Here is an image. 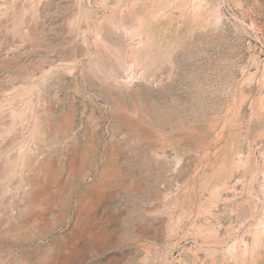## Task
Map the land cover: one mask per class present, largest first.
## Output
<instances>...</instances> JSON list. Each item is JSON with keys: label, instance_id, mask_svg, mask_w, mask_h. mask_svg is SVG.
<instances>
[{"label": "rangeland", "instance_id": "1", "mask_svg": "<svg viewBox=\"0 0 264 264\" xmlns=\"http://www.w3.org/2000/svg\"><path fill=\"white\" fill-rule=\"evenodd\" d=\"M0 264H264V0H0Z\"/></svg>", "mask_w": 264, "mask_h": 264}]
</instances>
